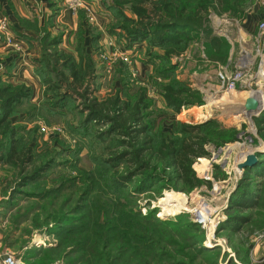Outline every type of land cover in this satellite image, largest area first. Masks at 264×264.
Instances as JSON below:
<instances>
[{
    "label": "rangeland",
    "instance_id": "rangeland-1",
    "mask_svg": "<svg viewBox=\"0 0 264 264\" xmlns=\"http://www.w3.org/2000/svg\"><path fill=\"white\" fill-rule=\"evenodd\" d=\"M45 4L43 6H46ZM58 4V0H47V11L40 10L41 18L36 26L39 30L43 25L41 33L29 25L33 19L37 20V16L35 18L33 15L27 19L17 17V23L32 37H27L25 33H16L9 25L15 40L27 43L32 39L34 42L37 55L33 60V72L40 56L52 63L50 54L54 47L44 46V42L39 39L44 31L47 33L44 40H58V45L55 46L58 51L70 54L75 59L79 55V50L76 49L77 38L80 36L76 32L78 16L75 12L74 27L63 24L57 20L60 15ZM52 5L56 11L53 9L51 15ZM34 11L37 14L36 10ZM258 13L263 14L260 19ZM125 14L130 15L127 10ZM97 15L98 24L86 23L85 17L81 15V21L88 33H84L83 43L79 42L80 45H85L84 54L90 58L93 65L96 96L102 97L119 90L121 96L132 99L136 93L141 92L147 102L145 120L155 135L161 132L167 134L172 126L175 127L176 121L203 123L211 120L214 124L206 128V132L217 140L227 134V129L236 131L234 141L222 143L217 147L208 146L209 156L202 157L205 159V174L198 170L199 160L192 164L198 177L210 181L209 187L203 185L188 192L165 188L152 189L131 197L115 193L128 201L126 203L121 198H116L123 201L116 203L117 211L126 217L127 224L128 211L132 209L140 217H145L144 214L149 212L154 214L153 218L150 216L146 220H137L140 226L146 228L145 233L153 237L157 244L154 252L158 253L159 257L154 258L151 264H170L171 260L210 264L212 259L217 264H236L234 261L244 263L243 254L250 244L251 237L254 232L264 230V226L258 227L256 224L251 228L247 226L238 234H228L225 231H217V224L213 240L208 242L207 231L199 227L200 245L210 249L201 254L195 253L191 244L192 234L185 226L192 220L190 209L193 206H202L208 214L217 211L225 217L227 197L234 189L239 175L234 173L237 170L232 160L235 155L243 158L246 152H252L258 147L257 142L260 139L254 117L250 121L239 117L237 108L241 99L251 91L258 90V95L264 97V77L260 76L264 75V0H250L242 8V12L234 16L208 15V29L199 31L197 38L189 42L181 54L165 58L161 48L148 47L145 41L128 43L121 36L116 13L107 11L101 0ZM252 16L256 17L249 19ZM45 18L49 22H46ZM246 20L252 23L248 30L244 26ZM213 36L217 38V42L208 39ZM7 48L9 52L4 54L5 61L17 55L23 56L27 50L22 45V52L17 54L10 47ZM124 56L126 60L123 59ZM2 81L7 82L4 79ZM229 81L232 82L231 87L226 86ZM167 82L197 90L201 103L188 105L178 113H172L165 107L159 92V85ZM21 84L27 86L23 82ZM72 105L73 102L69 100L64 108L54 109L55 111L49 114L45 108L50 107L44 104L41 92L36 100L31 101L29 96L28 100L22 101L15 109L16 114L11 117L12 123L22 125L23 129L27 130L21 132L20 137L24 143L33 144L34 155L49 159L53 166L44 173L45 177L22 188L23 191L34 193L33 197H18L5 209L1 206L5 198L2 199L0 193V264H3L6 256H11L14 264H118L114 262V258H107L106 252L113 245H119L117 240L120 234L127 230V224H122L119 216L117 215V219L114 214L105 222L100 214L93 223H88L87 213L90 212L76 208L85 203L83 186L72 188L68 185L69 182L64 180V177L80 178L90 172L91 180H95L97 186L101 187L103 177L97 176L95 170L100 171L103 168L97 166L95 159L103 156V145L112 146L113 140L109 137H105L103 142L96 139L93 131L97 127L92 122L83 120V114ZM228 149H231V153L227 155ZM222 157L226 158L224 165ZM55 165L60 167L56 169ZM214 165H218L219 170H214ZM213 173L218 179L213 178ZM55 175H61V185L53 183L52 179L57 183ZM4 176H10L8 168H0V178ZM226 176H229L228 179ZM254 181L256 183L261 180ZM128 187H131V184H128ZM96 189L99 191L100 188ZM251 217L252 221H262L264 209L258 207L255 211L252 210ZM130 220L136 222L135 217ZM158 220L171 221V224L163 225L157 223ZM75 224L79 225V231L72 237L68 236L70 232L64 237L61 236L60 233H64L67 226ZM60 227L56 235V230ZM90 231L108 235L109 246L102 248L97 237L99 235H93ZM68 251L70 252L66 255ZM110 252L115 255L112 249ZM130 262L136 264L135 261Z\"/></svg>",
    "mask_w": 264,
    "mask_h": 264
},
{
    "label": "trees",
    "instance_id": "trees-1",
    "mask_svg": "<svg viewBox=\"0 0 264 264\" xmlns=\"http://www.w3.org/2000/svg\"><path fill=\"white\" fill-rule=\"evenodd\" d=\"M101 1L107 11L116 13L119 18L121 36L128 43L145 41L148 47L161 48L165 58L181 54L188 43L197 38L199 31H206L208 15H237L250 0ZM52 7L51 15L54 12L53 9L56 11L55 6L52 5ZM125 10L130 15H126ZM76 15L78 16L76 32L80 35L76 45V49L79 50L77 58L58 51L55 48L58 40H44V35H47L44 31L39 39L44 42V46L54 47L50 54L52 63H48L47 59L40 56L37 59L38 65L34 68L43 87L44 104L50 107L45 108L47 113L51 114L58 108H64L66 102L70 100L73 102L72 106L83 114V120L92 122L97 127L93 131L96 139L103 142L105 137H109L113 140L112 146L103 145V156L95 159L97 166L103 168L100 171L95 170L97 176L103 177L101 187L97 186L98 183L95 180H91L90 172L83 175L84 180L83 176L80 178L63 176L70 187L83 186L82 191L85 196L84 199L83 196L81 198L85 203L79 204L76 208L90 212L87 213L88 223H93L100 214L105 222L109 220L111 214H114L116 218L117 215L119 216L122 224H127L126 217L117 211L115 205L128 201L116 196L115 193L131 197L152 189L165 188L188 192L203 185L209 187L210 181L198 177L192 164L197 158L209 156V145L217 147L222 143L234 141L236 131L232 128L227 129V134L217 140L206 132V128L214 124L211 120L203 123L176 121L175 127L172 126L167 134L161 132L155 135L152 134L150 125L145 120L144 111L147 108V102L141 92L136 93L132 99L121 96L119 90L102 97L96 96L93 65L90 58L85 55V45L82 46L79 43H83L84 33H88L81 21V15L85 17L86 23H94L87 19L84 9L78 10ZM46 22L49 21L46 20ZM36 24L37 20L33 19L32 24L29 25L41 33L43 25L37 30ZM208 39L217 42L214 36ZM42 54L45 55V53ZM159 92L165 107L172 113H178L180 109L188 105L201 103L199 92L186 85L167 82L159 85ZM29 96V87L21 83H3L0 76V168H8L10 171V176L0 178V193L2 199L5 198L1 206L5 209L18 197L24 199L33 197L34 193L23 191L22 188L36 182L53 166L49 159L34 155L33 144L24 143L20 137V133L27 130L23 129L22 125H15L11 121V117L16 114V107L22 101L28 100ZM263 118L264 109L253 118L257 135L262 140H264ZM204 161L199 159V170L203 169ZM59 167L55 165L56 169ZM213 167L214 170H219L218 165ZM212 176L218 179L216 174L213 173ZM55 178L57 183L55 179H52L53 183L61 185V175L59 177L55 175ZM252 181L247 171L239 176L234 189L227 197L225 218L218 223L217 231L238 234L247 226L250 228L256 224L258 227L264 226V219L252 221L251 217L252 210L255 211L258 207L264 209V182ZM76 182L79 183L76 184ZM128 184H131V187L127 188ZM96 188H100L99 191ZM116 198H121L123 201ZM172 201L174 202V199ZM128 214L127 230L120 234L117 240L119 245H113L106 252V257L114 258V262L118 264L130 261H135L136 264H151L154 258L159 257L158 253L154 252L157 244L153 237L145 233L146 228L140 226L137 220H146L150 216L153 218L154 214L149 212L147 215L144 214L145 217H140L134 209L128 211ZM257 215L263 217L262 214L257 213ZM134 217L135 223L130 220ZM157 223L168 225L171 221L158 220ZM78 226L76 224L67 226L64 233H60L61 236L64 237L70 232L68 236L72 237L80 230ZM185 227L192 234L191 244L195 253L210 251L209 248L200 245V229L195 222L190 220ZM60 229L61 227L56 230V235ZM94 233L92 234L100 236L97 237L102 248L109 246L108 235ZM111 249L115 255L110 252ZM130 264L133 263L130 262ZM170 264L190 263L171 260ZM210 264H217V262L212 259Z\"/></svg>",
    "mask_w": 264,
    "mask_h": 264
},
{
    "label": "crops",
    "instance_id": "crops-1",
    "mask_svg": "<svg viewBox=\"0 0 264 264\" xmlns=\"http://www.w3.org/2000/svg\"><path fill=\"white\" fill-rule=\"evenodd\" d=\"M70 0H58L60 6V15L58 16L57 20H60L63 24H66L69 27H74L76 21L74 20L76 15L72 14L70 9L68 8V2ZM84 6L91 8L92 11L94 12V21L93 23L98 24L97 22L99 21L97 11H99V0H82ZM46 3V4H45ZM45 4L46 6H43ZM35 7V8H34ZM29 8V9H28ZM37 8V9H36ZM83 9V8H78V10ZM34 10H36L37 14H35ZM41 11H47V0H0V13L6 16L8 19L9 25L12 27L11 30H14L16 33H25L27 36L32 35L26 31L25 29H22V27L17 23V17L19 18H25L27 19L28 17L31 16H36L37 22H40L41 18ZM31 11V12H30ZM29 12V14H28ZM39 12V14H38ZM77 12V11H76ZM31 14V15H30ZM262 13H258V19L262 16ZM256 16H252L249 19H253ZM252 23L247 20L244 22V26H246V30L250 29V25ZM32 40V39H31ZM27 41V43H24L22 41L23 47H25L27 50L26 52L23 53V56L17 55L16 57H13V59H4L6 52H9V49L3 45H0V73L2 74V79L5 81L11 83V84H16V83H25L27 86L30 87V96H31V101L36 100L38 96L42 92V85L40 84V81L38 77L34 74L33 72V60L36 57V47L34 46L33 41ZM3 56V57H1ZM4 59V60H3ZM264 109V108H263ZM264 119V118H263ZM264 124V120H263ZM259 142H257L256 148L253 149V151L260 150L261 153L258 155V161L253 166L249 172V176L251 177V180L255 179H260L261 181L264 182V140H262L259 137ZM225 156V152H224ZM223 158V157H222ZM201 158H197V161ZM203 159V158H202ZM225 158L222 159V161ZM242 160V157H238L234 161V158L232 160V163L236 162L237 160L239 161ZM205 160V159H204ZM199 164V162H198ZM227 166V165H226ZM199 170V169H198ZM226 168L223 170L225 171ZM201 174H205L204 169L199 170ZM235 174H239L238 172L234 171ZM229 176H226V179H228ZM239 178V175L237 176V179ZM236 179V181H237ZM235 181V184H236ZM252 181V182H253ZM225 182V181H224ZM255 182V181H254ZM203 202V201H202ZM245 250V255H244V264H264L261 260V250L262 248H256L255 251L251 254V248L249 245L247 246Z\"/></svg>",
    "mask_w": 264,
    "mask_h": 264
},
{
    "label": "built area",
    "instance_id": "built-area-1",
    "mask_svg": "<svg viewBox=\"0 0 264 264\" xmlns=\"http://www.w3.org/2000/svg\"><path fill=\"white\" fill-rule=\"evenodd\" d=\"M78 8H83L87 19L90 22L94 21V12L91 8L84 6L82 0H70L69 9L72 14H75ZM262 26V25H260ZM0 45L5 47H10L14 50L15 53L20 54L22 52V42L15 40L14 36L10 30L9 23L6 17L0 13ZM126 60V57L123 58ZM1 68V67H0ZM223 78L222 76H220ZM236 77V76H235ZM224 82V79H222ZM226 86L231 87L232 82L229 81L226 83ZM217 211L213 214H208L202 206H193L190 209V216L193 222H195L200 228H203L207 231L206 242L213 240L214 228L219 221L224 219L223 215H220ZM249 247L251 248V254L255 251L256 248H262L261 250V260L264 263V230L254 232L253 236L250 239ZM236 264H244L239 261H234ZM15 261L11 256H6L3 260V264H14Z\"/></svg>",
    "mask_w": 264,
    "mask_h": 264
},
{
    "label": "water",
    "instance_id": "water-1",
    "mask_svg": "<svg viewBox=\"0 0 264 264\" xmlns=\"http://www.w3.org/2000/svg\"><path fill=\"white\" fill-rule=\"evenodd\" d=\"M259 91H251L244 96L238 104L237 113L239 117L247 120H251L252 117H256L264 108V97L258 95ZM231 153V149L227 150V155ZM260 150H254L252 152H246L240 161L234 162V167L239 173V176L244 172H250L251 168L257 163ZM215 158V156H213ZM240 155L234 156V161L238 159ZM226 164V158L223 161V165Z\"/></svg>",
    "mask_w": 264,
    "mask_h": 264
},
{
    "label": "bare ground",
    "instance_id": "bare-ground-1",
    "mask_svg": "<svg viewBox=\"0 0 264 264\" xmlns=\"http://www.w3.org/2000/svg\"><path fill=\"white\" fill-rule=\"evenodd\" d=\"M264 71V70H263ZM260 76H263L264 77V75L262 74V75H260ZM262 78V77H261ZM240 160V159H239ZM231 167V166H230Z\"/></svg>",
    "mask_w": 264,
    "mask_h": 264
}]
</instances>
